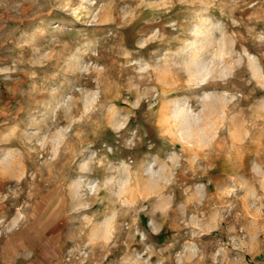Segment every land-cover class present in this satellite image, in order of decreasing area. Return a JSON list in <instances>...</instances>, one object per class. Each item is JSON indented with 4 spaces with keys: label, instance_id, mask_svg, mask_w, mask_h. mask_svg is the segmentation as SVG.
I'll return each mask as SVG.
<instances>
[{
    "label": "rangeland",
    "instance_id": "rangeland-1",
    "mask_svg": "<svg viewBox=\"0 0 264 264\" xmlns=\"http://www.w3.org/2000/svg\"><path fill=\"white\" fill-rule=\"evenodd\" d=\"M0 264H264V0H0Z\"/></svg>",
    "mask_w": 264,
    "mask_h": 264
}]
</instances>
